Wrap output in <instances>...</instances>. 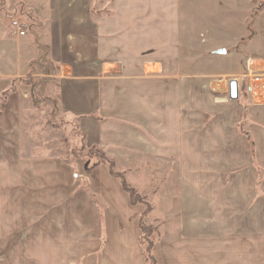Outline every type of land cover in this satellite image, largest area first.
Instances as JSON below:
<instances>
[{"label":"crops","instance_id":"1","mask_svg":"<svg viewBox=\"0 0 264 264\" xmlns=\"http://www.w3.org/2000/svg\"><path fill=\"white\" fill-rule=\"evenodd\" d=\"M95 1L0 0L34 19L18 37L0 13V95L15 87L0 108V264H148L142 208L106 166L77 162L79 189L64 161L24 148L21 81L39 51L56 68L60 115L151 206L155 264H264V104L230 100L236 81L213 90L225 75L198 73L196 58L233 45L241 28L225 18L242 19L245 0H112L106 12ZM251 49L261 70L264 49Z\"/></svg>","mask_w":264,"mask_h":264},{"label":"rangeland","instance_id":"2","mask_svg":"<svg viewBox=\"0 0 264 264\" xmlns=\"http://www.w3.org/2000/svg\"><path fill=\"white\" fill-rule=\"evenodd\" d=\"M106 1H108V3H106ZM109 1L112 0H97V2H94V6L95 8L97 7V9L106 12L111 5ZM22 11L23 9H21L19 5L15 6L14 9H10L6 4L0 3V13L3 15V21L9 31V26L12 21H20L28 28L32 26L31 22L34 19L30 20L28 19V16L27 18H24V13L22 14ZM236 14V11L230 10L228 15L232 16V18L228 19L226 17L225 19L230 21V24L241 28L242 33L236 34V32L235 34L226 35L228 41H230L229 39L231 37L233 39L235 38L236 41H234L233 45H228V43H230L228 42V46H226L225 51L221 52V55L213 52L211 61L208 59L210 58L208 52L199 51L200 49H198L196 52V58L198 60L197 70L198 73L202 75H209L211 72H220L225 75H216L211 79V81H213L212 83L216 84L217 88L220 90L224 89L225 92L227 90V82L236 81L239 86L238 96L237 98L231 97L232 99L230 98V100L238 102L239 105L243 106L244 110H246L247 107L254 106L251 100V95L255 104H264V99H258V95L263 96L264 94V74H256V70L261 71L262 69L264 70V68L261 67L260 70V68L252 67V70L256 69L255 71H252L255 74L252 72L248 73L246 69V64L249 58L259 59L260 57L258 55L254 56L252 52L249 53L250 50L252 51L251 48L253 47V43L257 44L260 49H264V29L260 32V26L258 27L257 24L260 16L261 18H264V0H245V12L243 13L245 15L241 19ZM182 15L185 16L183 11ZM195 21L196 22L194 23L198 24V27L204 25V20L200 21L199 18H196ZM209 23L212 25L211 22ZM221 25L222 23H218V19L215 18L213 20L212 27H214L212 29L214 31L216 29L219 30V26ZM182 29L183 31H187L186 27H182ZM206 36L207 35L204 34L197 35V42L200 45H203L204 39H207ZM186 39H190L189 35H186ZM36 54L38 56L37 63L39 62L42 66L36 65L31 69L28 76L22 79V85H24L22 88L30 93V102L34 105L32 106L29 104V106H26V109L29 108L31 110L30 115L28 114V111H26V114L22 115V142L24 148L26 144V149L29 150L27 153H30V155H35L37 157H53L68 164V166L74 170V174L76 175V185H78V188L80 189V174L76 172V163L80 162V164L83 165V171L85 173L84 169L90 167L95 162V159H92L90 156L92 155L90 154L91 151L85 148L83 137H81L76 131V127L72 121L67 117L60 115L58 112L55 92L56 83L54 82L56 68L47 64L45 65V63L41 61L44 56L42 52L39 51L36 52ZM254 64L255 63H253V65ZM256 64L259 66L261 65V63ZM32 71L35 75L31 74ZM254 79H257L258 81H255ZM219 82H222V84H218ZM222 85L224 86L223 88H221ZM249 85H251L252 88L251 95L249 93ZM257 85L262 87L261 91L257 90ZM32 107H35L34 111ZM114 171L118 173L116 171L115 163ZM145 201L147 202L146 199ZM149 215L147 216L148 222H150ZM150 223L154 227H158L156 226V222L151 221ZM155 236L156 235L153 237ZM72 251H76V249L74 248ZM76 264H80V261Z\"/></svg>","mask_w":264,"mask_h":264},{"label":"trees","instance_id":"3","mask_svg":"<svg viewBox=\"0 0 264 264\" xmlns=\"http://www.w3.org/2000/svg\"><path fill=\"white\" fill-rule=\"evenodd\" d=\"M23 81H21L22 83ZM15 91V87H12L5 93L0 95V108L5 103L7 97ZM1 110V109H0ZM1 113V111H0ZM82 137V136H81ZM84 141V139H83ZM90 155L95 162L88 168H85V174L89 173L93 168L98 165H104L107 167L110 175L120 181L122 189L128 195L129 202L132 206H140L142 213L138 218V227L141 233L140 243L144 247V257L148 264H155V259L152 255L153 241L152 237L156 235L159 237L158 227H154L148 222V215L151 212V206L145 201V198L139 195L134 189L129 187L122 174H118L114 171V162L109 159L102 150L93 148L90 149Z\"/></svg>","mask_w":264,"mask_h":264},{"label":"built area","instance_id":"4","mask_svg":"<svg viewBox=\"0 0 264 264\" xmlns=\"http://www.w3.org/2000/svg\"><path fill=\"white\" fill-rule=\"evenodd\" d=\"M11 30L12 32L18 36V37H24L26 35V32H27V28L26 26L21 23L20 21H12L11 22ZM246 69H247V72L250 73V64H249V61H247V64H246ZM254 73V72H252ZM255 74V73H254ZM256 74H260V72H257ZM255 81H258L257 79H254ZM238 89H239V86L236 84V98H237V95H238ZM251 85H249V93L251 95ZM257 90L261 91L262 90V87L260 85H257ZM231 97H233V94L231 95ZM258 99L261 100V99H264V94L263 96L262 95H258ZM251 100L253 102V98H252V95H251Z\"/></svg>","mask_w":264,"mask_h":264},{"label":"water","instance_id":"5","mask_svg":"<svg viewBox=\"0 0 264 264\" xmlns=\"http://www.w3.org/2000/svg\"><path fill=\"white\" fill-rule=\"evenodd\" d=\"M230 85L233 87V91H232L233 98L234 97L236 98V83L235 82H231Z\"/></svg>","mask_w":264,"mask_h":264},{"label":"bare ground","instance_id":"6","mask_svg":"<svg viewBox=\"0 0 264 264\" xmlns=\"http://www.w3.org/2000/svg\"><path fill=\"white\" fill-rule=\"evenodd\" d=\"M212 89H213V90H218V91L220 90L219 88H217L216 85H212ZM232 91H233V87L231 86V87H230V92H231V94H232Z\"/></svg>","mask_w":264,"mask_h":264}]
</instances>
